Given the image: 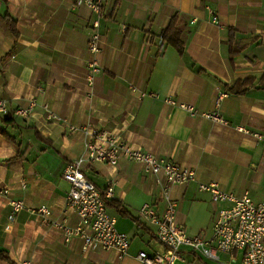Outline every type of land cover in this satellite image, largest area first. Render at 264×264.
<instances>
[{
  "label": "crops",
  "instance_id": "obj_1",
  "mask_svg": "<svg viewBox=\"0 0 264 264\" xmlns=\"http://www.w3.org/2000/svg\"><path fill=\"white\" fill-rule=\"evenodd\" d=\"M101 8L100 71L88 85L87 42L95 14L87 6L72 8L71 0H0V15L7 11L17 28L14 37L0 17V98L9 108L0 114V188L7 190L0 195V249L16 264H139V251L162 249L149 239L145 249L132 247L129 239L121 257L114 250L83 252L79 237L64 242L53 224L78 223L65 202L70 185L62 172L83 154L93 130L193 169V181L168 188L176 208L194 199L191 187L210 197L200 183L213 182L252 200L264 197V142L237 130L264 134V0H103ZM174 15L181 52L159 35ZM218 90L227 96L216 106ZM31 96L37 106L30 115H15L14 107ZM43 103L59 121L46 120ZM179 103L198 113L217 109L226 123L191 115ZM82 170L98 190L112 186L106 211L116 218L118 231L128 236L142 230L158 243L155 227L138 214L143 202L162 210L155 176L122 157L115 166L84 161ZM10 198L20 199L24 209L9 224ZM40 204L49 207V217L29 212ZM227 205L214 203L212 221ZM210 234L211 229L201 237ZM183 253L182 264L209 263Z\"/></svg>",
  "mask_w": 264,
  "mask_h": 264
},
{
  "label": "built area",
  "instance_id": "obj_2",
  "mask_svg": "<svg viewBox=\"0 0 264 264\" xmlns=\"http://www.w3.org/2000/svg\"><path fill=\"white\" fill-rule=\"evenodd\" d=\"M102 1L71 0L72 8L85 5L95 14L87 42L88 85H92L95 75L100 71L99 54L102 47L98 28L101 17H104ZM211 19L214 22L217 20L216 16H212ZM226 96L227 91L218 90L215 105L217 106ZM165 101L174 104L171 99ZM178 105L191 115H199L214 123H226L217 109L198 113L190 104ZM36 106L37 101L31 96L23 105H16L13 112L26 118ZM41 108L46 120H60L48 104L43 103ZM8 111L7 100L0 98V114H7ZM237 130L251 134L264 142L262 133L251 132L241 126L237 127ZM91 135L92 139L84 144L83 154L67 162L62 172V178L70 185L65 197L66 205L78 215V223L74 226L53 221V224L61 230L64 242L79 237L83 252L101 249L114 250L118 257L126 254L129 238L126 233L116 229V218L106 211L105 200L112 197V186H108L103 191L98 190L82 170L84 161L106 162L115 166L122 157L141 164L144 171L155 176L156 182L162 188L161 197L164 204L160 212H157L149 202H143L138 208L139 216L155 227V237L162 249L155 250L151 254L139 251L137 253L139 264L185 263L183 250L209 262L204 264H264V197L252 200L246 193L235 196L220 189L213 182L198 184L200 190L209 192L213 203L229 202V205L216 210L209 237L191 236L176 220L175 203L168 194V188L172 185H186L193 181L195 179L193 169L168 159L157 158L147 151L133 147L116 134L93 130ZM6 193V189L0 188V195ZM8 203L10 224L14 221L17 212L24 209V203L15 198H10ZM29 212L39 214L43 218L50 216V209L45 204L31 208Z\"/></svg>",
  "mask_w": 264,
  "mask_h": 264
},
{
  "label": "rangeland",
  "instance_id": "obj_3",
  "mask_svg": "<svg viewBox=\"0 0 264 264\" xmlns=\"http://www.w3.org/2000/svg\"><path fill=\"white\" fill-rule=\"evenodd\" d=\"M190 190L196 194V196H193L194 199L185 200L181 203L178 202L177 208L175 207V209L178 210L179 223L183 225L186 232L203 236V234H206L212 228L214 203L207 193H197V189L194 187H191ZM140 236H142L141 239ZM128 237L132 243V247L142 246L145 249L147 247L146 241L149 239L152 246L161 249L160 243H157L155 239L149 238L148 234L142 230H138L137 232L133 231L128 234Z\"/></svg>",
  "mask_w": 264,
  "mask_h": 264
},
{
  "label": "trees",
  "instance_id": "obj_4",
  "mask_svg": "<svg viewBox=\"0 0 264 264\" xmlns=\"http://www.w3.org/2000/svg\"><path fill=\"white\" fill-rule=\"evenodd\" d=\"M5 3V0H2ZM0 17L2 18V20L5 22L6 27L10 30V32L14 35V37H17V28H16V20L7 12L4 11V13H2L0 15ZM176 16H172L171 19L169 20L167 26L165 28H163L159 35L160 38L162 39L163 42H165L168 45H171L172 47H174L178 52H181L183 49V41H182V36L180 33V30L175 26L176 24ZM235 85L233 87L230 88V91H232L234 89ZM236 92H241L243 91V89L238 90L235 89ZM110 204V201L105 200V205ZM115 204L117 209L119 210V212L126 217H131L126 210H124L123 208H119V205L116 203ZM135 223H136V219L132 218ZM0 260H4L6 261L7 264H16L15 262H13L6 250L0 249Z\"/></svg>",
  "mask_w": 264,
  "mask_h": 264
}]
</instances>
